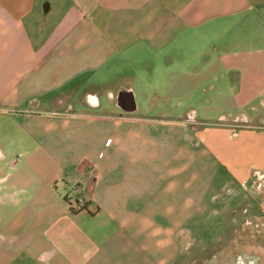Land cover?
Here are the masks:
<instances>
[{
  "label": "crops",
  "instance_id": "0c3cea01",
  "mask_svg": "<svg viewBox=\"0 0 264 264\" xmlns=\"http://www.w3.org/2000/svg\"><path fill=\"white\" fill-rule=\"evenodd\" d=\"M260 173L264 0H0V264H264Z\"/></svg>",
  "mask_w": 264,
  "mask_h": 264
},
{
  "label": "rangeland",
  "instance_id": "374dc122",
  "mask_svg": "<svg viewBox=\"0 0 264 264\" xmlns=\"http://www.w3.org/2000/svg\"><path fill=\"white\" fill-rule=\"evenodd\" d=\"M196 109V110H195ZM195 109H193L194 111H195V114H197V113H199L200 114V108H198V107H195ZM197 110H198V112H197ZM197 116V115H196ZM199 117V116H198ZM71 199H72V202H75V196H72L71 197ZM230 216V215H229ZM229 216H226V217H224V219H228L229 220V223L230 224H232V223H235L234 222V220L232 219V218H235V217H229ZM249 222H248V219L247 218H245L244 217V224L245 225H247ZM229 230V229H228ZM230 236H231V232L229 231L228 232V238H227V240H229L230 239ZM237 258V257H236ZM254 263V262H253ZM177 264H184V262L182 261V262H179V263H177ZM192 264H194V263H192ZM255 264V263H254Z\"/></svg>",
  "mask_w": 264,
  "mask_h": 264
},
{
  "label": "built area",
  "instance_id": "2783aa9c",
  "mask_svg": "<svg viewBox=\"0 0 264 264\" xmlns=\"http://www.w3.org/2000/svg\"><path fill=\"white\" fill-rule=\"evenodd\" d=\"M261 176H258V178L263 179L264 181V173H260ZM85 200L83 197H77L74 204L75 210L76 209H82L84 207Z\"/></svg>",
  "mask_w": 264,
  "mask_h": 264
},
{
  "label": "trees",
  "instance_id": "16d2710c",
  "mask_svg": "<svg viewBox=\"0 0 264 264\" xmlns=\"http://www.w3.org/2000/svg\"><path fill=\"white\" fill-rule=\"evenodd\" d=\"M85 204V203H84Z\"/></svg>",
  "mask_w": 264,
  "mask_h": 264
}]
</instances>
